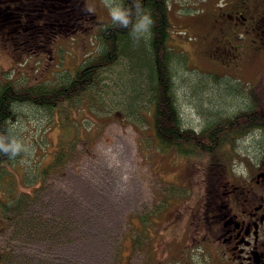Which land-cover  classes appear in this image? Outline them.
Listing matches in <instances>:
<instances>
[{"label": "rangeland", "instance_id": "1", "mask_svg": "<svg viewBox=\"0 0 264 264\" xmlns=\"http://www.w3.org/2000/svg\"><path fill=\"white\" fill-rule=\"evenodd\" d=\"M86 3L96 5L98 22L110 21L102 0ZM206 3L167 0L171 29L180 32L168 43L183 58L181 70L175 68L174 85L188 124L201 123L194 109H216L218 93L195 89L192 83L200 75L230 77L232 72L248 85L264 70L261 55L232 71L229 64L197 50L203 44L192 28L198 16L208 19ZM83 34L45 42L35 54L17 52L0 42V77L11 76L17 86L52 82L84 60L94 45L95 53L99 43L92 33ZM117 72L114 67L100 70L98 81L85 94L58 111L28 104L18 107L14 131L29 152L9 163L10 173L0 177V189H7V183L11 191L16 187L31 192L35 187L33 196L16 208L22 219L8 220L0 232V243L9 245L17 264H114L119 245L127 264H155L175 244L168 240L182 234L189 191L184 187L194 185L190 164L158 148L147 108L142 114L126 110L120 102L123 81ZM61 148L65 156L59 165L33 180L37 166L41 168ZM23 221L26 228L20 230ZM34 223L36 227L28 230Z\"/></svg>", "mask_w": 264, "mask_h": 264}, {"label": "trees", "instance_id": "2", "mask_svg": "<svg viewBox=\"0 0 264 264\" xmlns=\"http://www.w3.org/2000/svg\"><path fill=\"white\" fill-rule=\"evenodd\" d=\"M225 1L230 0H207V11L210 10L208 19L202 15L200 17L203 18L198 16L194 20L192 29L201 37L200 44H203V47L196 48L208 58H211L210 52L216 46L215 43L208 45L207 42V34L213 28L200 25V30L198 25L200 21H208L212 8ZM237 1L231 0L230 4ZM248 1L252 6L261 2ZM0 3H3L0 4V42L14 46L17 52L35 54L45 42L80 33L86 36L92 33L94 42L99 43L95 53L94 45L84 60L63 76L54 77L52 82L39 80L17 86L14 78L5 76L3 79L1 75L0 130L8 127L15 133L14 122L19 114L18 107L22 104L43 108L50 113L55 109L58 111L63 104L71 103L77 96L85 94L98 81L100 70L112 67L117 69L123 81V86L122 83L120 85V102L128 112L137 109L142 114L147 108L156 145L172 157L202 155L215 149L220 153L222 145L228 141H234L236 137L254 136L264 130V70L255 82L248 85L242 84L243 80L232 72L230 77L212 73L207 78L200 75L192 83L196 85L195 89L213 90L215 95L218 93L214 105L216 109H194L201 123H184L174 85L175 68L181 65L183 58L179 49L168 43L173 34L179 36L180 32L171 29L167 0H143L156 23L151 40L138 46L134 45L127 29L114 26L110 21L98 22L95 14L88 15L83 11L86 0H0ZM243 33L250 39L264 41V23L254 31ZM228 64L232 71L246 65L237 67L234 59ZM178 69L181 70V67ZM222 76L228 80L220 81ZM215 85H220L221 89ZM64 156L62 148L57 150L41 168L37 166L33 180L49 173ZM12 161L0 154L1 178H4L5 173H10L7 165ZM9 186L7 183V189H0V232L7 227L8 220L22 219L21 212H16V208L26 198L32 197L35 190L33 187L31 192H21L12 187L11 191ZM36 224L28 227V230L36 227ZM15 226H18L17 222ZM25 228L26 221H23L19 229ZM113 263L127 264L121 255L120 245ZM0 264H17L7 244L0 243Z\"/></svg>", "mask_w": 264, "mask_h": 264}, {"label": "flooded vegetation", "instance_id": "3", "mask_svg": "<svg viewBox=\"0 0 264 264\" xmlns=\"http://www.w3.org/2000/svg\"><path fill=\"white\" fill-rule=\"evenodd\" d=\"M262 23L264 0L254 6L239 0L215 6L199 25L213 28L207 34L208 45L216 44L210 57L226 64L234 59L241 67L264 56V41L243 33ZM221 148L179 156L190 164L194 184L184 187L186 236L173 235L168 242L175 244L155 264H264V130Z\"/></svg>", "mask_w": 264, "mask_h": 264}, {"label": "clouds", "instance_id": "4", "mask_svg": "<svg viewBox=\"0 0 264 264\" xmlns=\"http://www.w3.org/2000/svg\"><path fill=\"white\" fill-rule=\"evenodd\" d=\"M112 25L127 29L134 45L151 40L155 19L149 9L144 6L143 0H102ZM83 11L88 15L96 12L95 4H85ZM29 152V146L16 135L11 128L0 130V154L10 160H15L22 154ZM20 163H26L21 159Z\"/></svg>", "mask_w": 264, "mask_h": 264}]
</instances>
